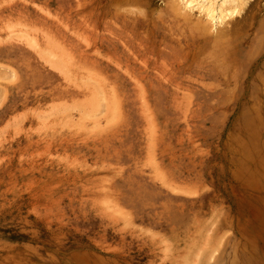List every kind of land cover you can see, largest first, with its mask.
I'll return each mask as SVG.
<instances>
[{
    "label": "rangeland",
    "instance_id": "374dc122",
    "mask_svg": "<svg viewBox=\"0 0 264 264\" xmlns=\"http://www.w3.org/2000/svg\"><path fill=\"white\" fill-rule=\"evenodd\" d=\"M196 1L0 0V264H248L264 0Z\"/></svg>",
    "mask_w": 264,
    "mask_h": 264
},
{
    "label": "bare ground",
    "instance_id": "6f19581e",
    "mask_svg": "<svg viewBox=\"0 0 264 264\" xmlns=\"http://www.w3.org/2000/svg\"><path fill=\"white\" fill-rule=\"evenodd\" d=\"M182 1L184 2L183 4L189 7V6H193L194 1L196 0H182ZM244 3H245V0H222L219 6V15L217 17L215 16L216 18L214 17V14H213V8L211 9L204 8V12L206 16H208L211 20L217 19V21L221 22L225 18L232 16L233 14L239 12L240 8L242 7ZM196 4L197 5H194V6L203 8V4L201 2H197ZM69 66L73 67L74 65L72 64ZM112 100L113 99H111V101ZM95 102L96 100L93 97H91L82 104L85 106L92 105V108L94 107V110H95V106H96ZM112 103H114V101H112ZM54 104L56 103L54 102ZM258 124L262 126L260 129H256V126ZM263 144H264V120L252 121L250 125V129H249V146H250L249 166L250 167H249V191H248L249 192V199H248V224H249L248 226V229H249L248 264H264V152H262ZM256 161H258L257 162L258 164L256 163Z\"/></svg>",
    "mask_w": 264,
    "mask_h": 264
}]
</instances>
